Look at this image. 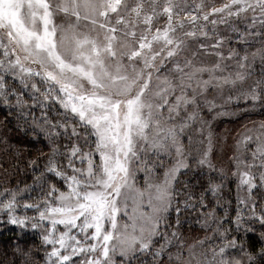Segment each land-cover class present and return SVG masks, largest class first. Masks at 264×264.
<instances>
[{
  "label": "snow or ice",
  "instance_id": "1",
  "mask_svg": "<svg viewBox=\"0 0 264 264\" xmlns=\"http://www.w3.org/2000/svg\"><path fill=\"white\" fill-rule=\"evenodd\" d=\"M0 108L44 157L0 185L12 264H264V0H0Z\"/></svg>",
  "mask_w": 264,
  "mask_h": 264
},
{
  "label": "trees",
  "instance_id": "2",
  "mask_svg": "<svg viewBox=\"0 0 264 264\" xmlns=\"http://www.w3.org/2000/svg\"><path fill=\"white\" fill-rule=\"evenodd\" d=\"M6 113L7 109L0 108V119L6 120V122L9 124L7 131L9 136L12 138L11 148L14 150L16 147H19L22 149V154H9V149H6L0 145V164L6 163L7 165V173H5V169L3 167H0V185H2L6 180L7 183L12 187H15L16 185L24 187L25 183H32V168L28 166V161L31 159L43 161L44 157L32 147V141L30 137L25 136L23 132L18 134L16 131H14L16 117L11 115L6 116ZM256 119L259 120L261 117L256 114ZM226 122L234 124L230 120L220 119V124H218L220 126V131L223 130ZM3 131V126L0 125V132ZM40 147H43V144H41ZM47 151L48 149L44 148V152L46 153ZM248 155L250 156L249 153ZM229 188L233 189L234 191V183L232 180H229ZM184 236L186 238V243H189L190 241L195 240L194 238L202 239L204 237V233L200 231L196 225L190 229L186 226ZM18 239H22L23 243L29 245L30 249L33 251L40 247V238L37 233H34L30 230L21 233V230L15 226L0 223V250L7 249L9 253L7 256H5L3 251H0V264H6L7 261H12L13 257L11 255L10 245L14 244ZM258 247L259 245H257V248ZM42 256L43 251L37 253V260H39ZM145 259L147 260L150 258L145 257Z\"/></svg>",
  "mask_w": 264,
  "mask_h": 264
},
{
  "label": "rangeland",
  "instance_id": "3",
  "mask_svg": "<svg viewBox=\"0 0 264 264\" xmlns=\"http://www.w3.org/2000/svg\"><path fill=\"white\" fill-rule=\"evenodd\" d=\"M161 2H163V0H161ZM216 2H218V0H216ZM211 116L212 114L209 113L206 115V118L211 119ZM220 119L230 120L234 124H230L229 122H226V125L223 127L222 130L223 132H222L220 131V126L218 125L220 124L219 123ZM253 119L257 120L256 114L253 115ZM245 122L248 124L249 128L253 127L252 121L248 120L247 117H245L244 120L241 121L236 117L224 116L212 121L214 135L219 138V143L216 145L213 153L214 164L217 166L218 169L220 168L224 169L225 173H227L230 178L229 180H231V173L234 170L232 156L235 154V145L238 141L239 135L245 130L244 129ZM196 236H200V235H196ZM194 239L196 240L197 238ZM195 240L190 241L189 244L193 243Z\"/></svg>",
  "mask_w": 264,
  "mask_h": 264
},
{
  "label": "clouds",
  "instance_id": "4",
  "mask_svg": "<svg viewBox=\"0 0 264 264\" xmlns=\"http://www.w3.org/2000/svg\"><path fill=\"white\" fill-rule=\"evenodd\" d=\"M17 259H19V258H17ZM6 264H12V261H7Z\"/></svg>",
  "mask_w": 264,
  "mask_h": 264
}]
</instances>
